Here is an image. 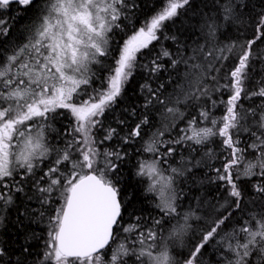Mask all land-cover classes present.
<instances>
[{
    "label": "snow or ice",
    "instance_id": "obj_1",
    "mask_svg": "<svg viewBox=\"0 0 264 264\" xmlns=\"http://www.w3.org/2000/svg\"><path fill=\"white\" fill-rule=\"evenodd\" d=\"M12 5L18 12L35 9L36 15L24 41L0 53V228L4 212L20 194L19 215L43 226L46 234L44 251L35 264H128L126 258L137 264H204L203 250L213 245L220 256L216 264H264V69L253 75L264 65V9L250 16L246 0H214V8L201 14L203 27L190 44L178 46L175 54L165 49L151 61L155 74L167 71L158 61L169 60L175 70L168 79L172 92H165L163 84L156 89L147 83L142 86L148 93L145 108L158 105L162 114L175 117L179 106L192 105L199 115V122L196 116L187 121L177 139L162 141L159 132L144 150L159 155V145L164 144V163L176 151L169 145L200 151L215 173L213 182H220L227 193L217 209L225 211L204 221L199 240H193L177 260L156 229L178 215L181 193L176 180L199 167L201 160L189 157L181 167L168 169L160 167V160H153L147 170L139 165L137 175L149 179L146 191L158 196L155 207L160 213L153 227L141 228V217L135 214H130L132 222L123 220L132 199L121 187V162L127 153L101 152L97 146L111 140L117 130L108 128L99 142L93 130L102 127L100 118L121 96L135 72L138 54L159 40L164 23L190 8L192 0H167L162 11L122 44L112 74L98 88H92V65L109 55L110 34L121 28L134 3L0 0V36L7 37L11 30L6 13ZM237 24L250 27L251 34L221 43L218 34ZM221 105L223 114L214 116ZM58 109L68 110L73 124L62 133L69 137L63 146H52L46 131ZM147 123L144 116L124 143L139 137ZM248 152L252 157L246 159ZM244 179L252 182L247 202L240 183ZM233 211L244 214L237 227H231ZM192 217L201 219L194 212L184 213L183 223L177 221L171 235L183 237ZM226 223L231 231L225 230ZM121 231L135 233L130 245L110 247ZM30 238L39 237L32 231L31 237L25 235L26 241ZM31 255L26 243L14 249L0 240V264H27Z\"/></svg>",
    "mask_w": 264,
    "mask_h": 264
},
{
    "label": "trees",
    "instance_id": "obj_2",
    "mask_svg": "<svg viewBox=\"0 0 264 264\" xmlns=\"http://www.w3.org/2000/svg\"><path fill=\"white\" fill-rule=\"evenodd\" d=\"M128 2L129 4L134 3L136 7L129 8L127 18L122 19L120 22L121 28L114 29L113 33L110 34L109 55L101 57L99 64L92 65V72L94 73L92 88H98L101 82L106 83L107 78L112 74V69L115 67L114 60L117 52L122 44L126 42L127 38L134 34L139 27L144 26L146 22L150 21L153 15L158 14L159 11L163 10V7L167 6V0H128ZM246 2L249 7L245 9V12L250 16H255L257 12L264 9V0H246ZM39 3L42 4L43 0H39ZM17 8V5H12L6 13L12 27L7 37L0 36V53H6L11 47L22 43L29 34L36 10L29 9L18 12ZM213 8L214 0H192L190 8L181 9L180 14L176 18L164 23L163 29L158 33L160 39L154 41L149 48L144 49L142 53L138 54L135 72L124 86L121 96L117 98L113 107L105 111L103 117L100 118L102 127L97 126L93 130V134L98 142L104 140L108 128H115L117 130V135H114L111 140H104L102 144L98 143L97 146L101 152L119 150L122 153H127L121 162V187L122 193L131 194L132 199L127 203L128 211L125 213L123 220L124 222H132L130 214H135V216L141 217V228L153 227V220L158 218L160 213L155 207L156 203H158L157 196L154 193L146 191L149 179L146 176L137 175L140 171L139 165L154 158L161 161V168L168 169L169 166L181 167V161L189 157L201 160L199 167L192 168L190 173L176 180L177 191L181 193L177 200L178 215L166 218L168 222L163 223L161 228L156 229L161 236L163 229H173L174 224L178 221L177 219H180L187 212H194L196 216L201 217L199 220L192 218L194 219L192 223V232L194 233L190 236V243L187 240L183 249L172 248L173 256L177 260L182 258V254L187 253L193 240H199L200 231L206 227L204 221L219 215L221 211H225L224 209H220L219 211L217 209L219 204L224 203L225 199H227V193L220 186V182H213L212 178L215 176V173L201 159L200 151L190 152L187 146L182 147L179 144L169 145L174 147L176 151L171 156H168L166 158L167 163H164L162 159V154L165 151L164 144L159 145V155L144 150L149 141L157 138L159 132H163V135L158 137L162 141L177 139L181 134L180 130L188 127L187 121L191 117L196 116L199 122V115L196 108L192 105H188L187 107L183 105L179 106L180 111L175 117L162 114L163 110L158 105L156 107L150 106L145 108L144 101L148 93L142 86L147 83L153 89H156L159 85L163 84L165 92H172L168 79L175 70L171 68L169 60L167 58L160 59L158 62L167 67V71L155 74L150 71L151 61L159 57L165 49L175 54L178 46L190 44L196 38L195 34L203 27L201 14L209 13ZM211 14L215 16L216 12L212 11ZM250 34V27H246L244 24H237L226 28L218 36L219 41L226 44L229 40H235L241 37V35L248 36ZM173 36L176 37L175 40L171 39ZM262 69H264V65L258 67L253 75L259 74ZM89 90L91 91V89ZM222 114V105L213 112L214 116ZM53 115L54 119L49 121L50 129L46 131V137L52 146H63L62 141L69 137L62 135V133H65L66 130H71L73 118L66 109H58L57 113ZM144 116H147L148 123L142 125L141 135L139 137H132L128 143H124L123 138L129 135L132 128ZM120 121H123V123H120ZM213 147L219 152L215 144ZM245 157L246 159L251 158L252 153H245ZM45 163L47 164L48 162L46 161ZM216 164L218 166V161H216ZM240 183L246 193L245 200L247 202L249 199L247 194L251 192L252 182L244 179ZM22 200L23 197L17 194L16 204L4 212V226L0 228V240L7 242L14 249L19 248L25 243L30 245V251L34 255L29 256L27 264H35L38 255L44 251L46 234L43 226L38 227L36 224L29 223L19 215L17 208L21 206ZM24 203L27 202L24 201ZM249 206L251 207V205ZM243 216L244 214L233 211L231 227L239 226ZM231 227L226 223L225 230L231 231ZM32 231H35L39 238H30L26 241L25 235L27 234L31 237ZM121 234L122 232L118 233L117 239L121 237ZM129 235L134 236L127 233L126 237ZM215 248L216 245H213L211 248L206 247L203 250L204 264H216V261L220 259V256L215 254Z\"/></svg>",
    "mask_w": 264,
    "mask_h": 264
},
{
    "label": "rangeland",
    "instance_id": "obj_3",
    "mask_svg": "<svg viewBox=\"0 0 264 264\" xmlns=\"http://www.w3.org/2000/svg\"><path fill=\"white\" fill-rule=\"evenodd\" d=\"M153 160H155L154 158L152 159H150V160H148L147 162H144L143 163V165H145V169L147 170V166L148 165H150L152 162H153ZM167 174V173H166ZM156 195V194H155ZM157 196V195H156ZM157 198H158V196H157ZM159 199V198H158ZM192 218H195V217H192ZM189 219V221H188V224L190 225V228H189V231L183 236V237H179V238H177V237H174V236H172L171 235V233H172V228H170L169 230H165V229H163L162 231H163V234L160 236L159 235V232L157 231V233H158V237H162L163 238V241L164 242H166L167 243V245H168V247H169V250H170V252H171V254L173 255V253H172V248H179V249H183V247H185V245H186V241L187 240H189L188 241V243H190V236L194 233V232H192V230H193V225H192V223H193V220L194 219ZM178 221H180L181 223H183V216L180 218V219H177ZM176 220V221H177ZM177 223V222H176ZM176 223L174 224V226L176 225ZM173 226V227H174ZM171 230V231H170ZM167 231V232H166ZM122 232V231H121ZM124 234V235H123ZM133 235H135V233H132ZM126 235H127V233H124V232H122V234L120 235L121 237L120 238H118L114 243H113V245H112V248H115L119 243H128L129 245H130V243H131V240H132V236H128V237H126ZM125 237H126V239H125ZM184 237H186V238H184ZM160 244H161V240L160 239H158V241H157V247H159L160 246ZM127 259V262H128V264H137V262H136V260L134 259V258H126Z\"/></svg>",
    "mask_w": 264,
    "mask_h": 264
},
{
    "label": "flooded vegetation",
    "instance_id": "obj_4",
    "mask_svg": "<svg viewBox=\"0 0 264 264\" xmlns=\"http://www.w3.org/2000/svg\"><path fill=\"white\" fill-rule=\"evenodd\" d=\"M112 243H113V242H111V244H110V247H112V246H111V245H112ZM105 251H107V249H106Z\"/></svg>",
    "mask_w": 264,
    "mask_h": 264
}]
</instances>
